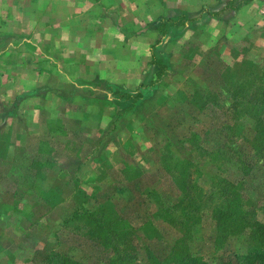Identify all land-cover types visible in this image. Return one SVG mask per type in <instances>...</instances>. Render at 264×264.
<instances>
[{
    "label": "rangeland",
    "instance_id": "obj_1",
    "mask_svg": "<svg viewBox=\"0 0 264 264\" xmlns=\"http://www.w3.org/2000/svg\"><path fill=\"white\" fill-rule=\"evenodd\" d=\"M6 238L0 264H264V0H0Z\"/></svg>",
    "mask_w": 264,
    "mask_h": 264
},
{
    "label": "trees",
    "instance_id": "obj_2",
    "mask_svg": "<svg viewBox=\"0 0 264 264\" xmlns=\"http://www.w3.org/2000/svg\"><path fill=\"white\" fill-rule=\"evenodd\" d=\"M176 20H177V19H172V18H168V19H166V20H163L162 23H161V25H160V33H161L162 35H165V33H166V28H165L166 23L177 24V21H176ZM151 50H153V46H151ZM153 58H154V57H153ZM155 63L159 66V70L157 71V74H158V75H161V74L164 72V69H165L166 67H165V65H164L161 61H156ZM127 96L131 97V95H127ZM136 97H140V93H138V94L136 95ZM74 263H75V262H74Z\"/></svg>",
    "mask_w": 264,
    "mask_h": 264
},
{
    "label": "crops",
    "instance_id": "obj_3",
    "mask_svg": "<svg viewBox=\"0 0 264 264\" xmlns=\"http://www.w3.org/2000/svg\"><path fill=\"white\" fill-rule=\"evenodd\" d=\"M3 242H6V243H9L10 245L7 247L8 248V250H13L10 246H12V240H10V239H8V238H6V240H2V239H0V243H3Z\"/></svg>",
    "mask_w": 264,
    "mask_h": 264
}]
</instances>
